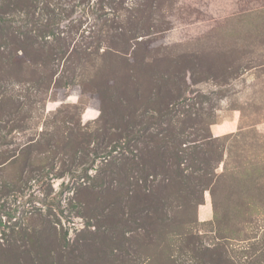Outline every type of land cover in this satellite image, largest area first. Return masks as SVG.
Masks as SVG:
<instances>
[{
  "label": "rangeland",
  "instance_id": "1",
  "mask_svg": "<svg viewBox=\"0 0 264 264\" xmlns=\"http://www.w3.org/2000/svg\"><path fill=\"white\" fill-rule=\"evenodd\" d=\"M0 264H264V0H0Z\"/></svg>",
  "mask_w": 264,
  "mask_h": 264
},
{
  "label": "trees",
  "instance_id": "2",
  "mask_svg": "<svg viewBox=\"0 0 264 264\" xmlns=\"http://www.w3.org/2000/svg\"><path fill=\"white\" fill-rule=\"evenodd\" d=\"M15 2L10 1L6 6L13 4ZM21 4L20 2L17 3L16 7H19ZM47 12H50L49 10ZM48 20L42 24V28H45L48 24ZM30 22L37 24L38 19L35 18V15L32 16V20H29ZM53 22V20H52ZM162 114V113H161ZM152 117V116H150ZM160 120V118H159ZM165 135V134H164ZM117 139H119L117 137ZM201 145L203 148H200V145H196L194 147V151L192 152L193 158H195L197 161H199V170L202 172L201 176H199V185L203 186L204 189H210L211 193L213 195V202L214 204L216 203V192L217 190L215 188H211L212 186V181L211 178L208 177V175L211 174V166L213 165V161L217 160L216 158V147L214 148L213 142L212 141H207V140H202ZM219 148V145L217 146ZM202 153V154H201ZM181 156V155H180ZM215 168V167H214Z\"/></svg>",
  "mask_w": 264,
  "mask_h": 264
},
{
  "label": "crops",
  "instance_id": "3",
  "mask_svg": "<svg viewBox=\"0 0 264 264\" xmlns=\"http://www.w3.org/2000/svg\"><path fill=\"white\" fill-rule=\"evenodd\" d=\"M205 215H206V216L204 217L205 219H207V218L210 217L211 214H210V209H209V208L206 209Z\"/></svg>",
  "mask_w": 264,
  "mask_h": 264
}]
</instances>
